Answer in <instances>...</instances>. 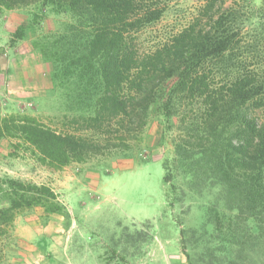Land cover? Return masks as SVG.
Returning a JSON list of instances; mask_svg holds the SVG:
<instances>
[{"label": "trees", "instance_id": "obj_1", "mask_svg": "<svg viewBox=\"0 0 264 264\" xmlns=\"http://www.w3.org/2000/svg\"><path fill=\"white\" fill-rule=\"evenodd\" d=\"M201 1L188 27L140 58L136 36L164 17L160 0H0V13L29 9V23L10 43L50 15L59 22L35 46L75 114L71 125H81L54 129L10 115L0 118V139L19 140L38 162L61 170L112 150L131 157L129 142L157 118L170 147L163 158L167 203L174 209L196 199L204 213L197 229L178 223L188 260L189 237L213 242L212 254L222 258L264 240V120L254 117L264 108V0ZM3 184L0 241L19 210L69 217L50 187Z\"/></svg>", "mask_w": 264, "mask_h": 264}, {"label": "rangeland", "instance_id": "obj_2", "mask_svg": "<svg viewBox=\"0 0 264 264\" xmlns=\"http://www.w3.org/2000/svg\"><path fill=\"white\" fill-rule=\"evenodd\" d=\"M160 1L167 5L164 17L136 36L140 58L188 27L203 6L201 0ZM28 11L0 13V93L4 92L0 118L32 116L51 128H63L71 125L75 114L66 111L63 91L51 82V67L35 46L36 40L57 33L61 26L50 15L42 28L29 25L23 40L10 43L16 29L29 23ZM262 50L264 64V40ZM11 76L27 81L30 77L27 84L16 85L22 94L13 91ZM17 95L21 96L14 99ZM254 117L264 120V108ZM71 126L78 129L81 125ZM112 135H117L114 130ZM162 135L159 120L151 118L138 139L129 142L131 157L112 150L61 170L38 162L19 140L0 139V199L7 190L6 179L45 185L69 216L46 214L42 207L19 210L0 241V264H264L262 238L254 239L241 255L222 258L212 254L217 249L213 242L205 245L189 237L191 260L187 259L178 223L185 229H197L204 213L196 199L169 207L163 158L170 147L162 143Z\"/></svg>", "mask_w": 264, "mask_h": 264}, {"label": "crops", "instance_id": "obj_3", "mask_svg": "<svg viewBox=\"0 0 264 264\" xmlns=\"http://www.w3.org/2000/svg\"><path fill=\"white\" fill-rule=\"evenodd\" d=\"M8 70H9L10 73H11L12 71L15 72V70H13L11 67H9ZM15 75H16V72H15ZM10 78H12V82H13V84H10V86L12 87L13 91H15L17 94H19L20 92H21V94H22V91H19V90H23V89L20 88V87H17V88H16V85H20V86H22V85H24L25 83L27 84L28 81L30 80V77H28V81H27V78H25V79H20V78H18V79H13V78H14L13 76H11ZM0 87H1V85H0ZM3 90L5 91V89H3ZM8 92H9V93H12V90H11V89H8ZM3 93H4V92L0 93V95H1V96L4 95ZM18 96H21V95L14 96V99H15V98L18 99ZM19 98H20V97H19Z\"/></svg>", "mask_w": 264, "mask_h": 264}]
</instances>
